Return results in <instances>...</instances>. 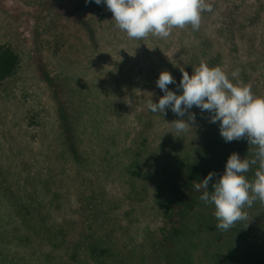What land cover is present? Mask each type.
Returning <instances> with one entry per match:
<instances>
[{"label":"rangeland","instance_id":"374dc122","mask_svg":"<svg viewBox=\"0 0 264 264\" xmlns=\"http://www.w3.org/2000/svg\"><path fill=\"white\" fill-rule=\"evenodd\" d=\"M205 3L215 4L211 12L201 13L205 32L216 42L213 46L217 51L221 49L225 59H232L230 65L223 62L222 69L232 75L235 73L233 80L230 78L232 83L247 85L254 96L264 97L263 54L259 52L257 37L251 36L254 44L246 43L250 31H254L253 36L264 31V0H205ZM79 4L80 0H0V43L14 47L21 56L22 65L18 75L0 92V264H30L29 254L32 256L35 249L36 254L48 251L47 241L41 242L38 249L36 244L47 231L48 224L73 227L68 237L74 241L81 231H89L88 224H80L82 219L78 217L84 199L96 197L95 194L104 195L107 200L124 197L125 173L113 166L104 168L108 162L105 138L111 127L119 126L125 136L121 146L134 143L129 133L134 134L133 126H140L135 113L143 105L137 102L141 100H135L138 109L129 110V107L132 108L131 101L138 97L136 93L150 95L151 91L139 88L133 95H122L126 104L122 111L125 122L117 124L114 108L119 104V93L113 91L112 80L116 78L112 75L113 69L122 67L125 75L121 77L129 76L128 65L135 58L132 74L137 75V66L142 63L148 76H152L151 65L153 69L167 71V65L185 56L193 60L194 32L188 33V42L180 43L174 37L186 26L173 27L167 38L148 34L136 40L115 26L105 5L101 4L103 17L98 21L80 10ZM53 7L60 13L69 10L86 20L93 28V35L64 14L53 24H50L52 20L46 22ZM245 17L248 22H254L248 24ZM12 18L17 19V25ZM229 26L237 33L235 38L244 35L246 38L229 39L232 36L226 30ZM36 58L60 83L61 99L53 97V89L37 75ZM167 88L180 94L179 82ZM60 101L68 107L70 121L73 117L76 156L61 137ZM159 121L157 119L158 133H163L164 128L170 129ZM171 133L170 139L174 141L176 132ZM162 140L158 135L157 143ZM233 141L229 146H218L216 155L209 161L218 165L222 173L228 156L235 152L233 145L247 147L237 153L240 159L254 158L255 146L245 139ZM178 168L172 165L171 177L183 181L185 175L179 173ZM257 170L258 165H253L244 173L249 182L254 180ZM126 203L124 200L123 207ZM244 210L247 219L237 221L241 222V233L264 219V205L258 200ZM157 218L152 217L151 223Z\"/></svg>","mask_w":264,"mask_h":264},{"label":"trees","instance_id":"16d2710c","mask_svg":"<svg viewBox=\"0 0 264 264\" xmlns=\"http://www.w3.org/2000/svg\"><path fill=\"white\" fill-rule=\"evenodd\" d=\"M211 6L214 8L215 4ZM234 7L231 8L232 12ZM53 8H50L53 13L45 18L46 22L52 20L50 24H53L57 17L64 14L82 26L89 35H93V28L86 20L69 10L60 13L57 8ZM78 8L98 21L103 17L101 5L91 2L85 4V0H80ZM244 20L248 24L254 22H248L247 17ZM12 22L18 24L17 19L12 18ZM226 30L232 35L229 38L232 41L246 38L245 35L235 38L238 35L230 26ZM190 32H194L195 41L192 43H196L192 52L193 60L185 56L167 65V71L174 80L180 82L181 70L191 75L201 63L210 68L220 67L228 79H232L231 72L221 67L225 61L230 65L232 59H225L221 49L217 51L213 46L216 42L205 32L204 20L201 19L197 30L194 31L190 25H186L174 37L180 43L188 42ZM253 32H249L246 43L250 41V45L254 44L251 36L257 37L258 46L261 48L259 52L264 58V31L255 36ZM133 60L135 58L129 62L131 66L128 65L129 76L121 77L125 75L122 67L111 72L116 77L112 80L113 91L119 93V104L114 108L117 124L123 125L125 122L122 111L126 104L122 95H133L139 88L151 91L150 95L139 91L140 93H136L138 97L131 101L132 105L130 103L132 108L128 106L129 110L136 111L137 102L143 105L135 113L140 126H133L131 131L134 134L129 133L134 143L121 146L125 136L119 126L111 127L108 137L105 138V156L108 162L104 168L110 169L113 166L125 173L126 177L122 181L127 186L124 197L107 200L104 195L95 194L96 197L84 199L78 217L82 219L80 224H88L89 231H81L80 237L75 241L68 237L71 230H74L73 227L70 229L65 228L64 224H48L47 231L36 244L38 249L41 242L47 241L49 250L36 254L38 252L35 249L32 256L29 254L30 264H264V219L254 227L243 229V233L239 230L241 222L234 223L228 230L217 229L215 225L218 221L212 213L214 206L199 199L203 189L198 191L194 188V184L199 183L209 172L216 174L213 181L221 175L219 166L209 161L216 155L218 146H229L234 141L226 143L219 134L218 122L211 124L208 113H201L196 107V111L192 108L183 117H177L168 109L162 114L151 112L147 108V101L151 99L157 102L160 94H163L155 82L164 69H153L151 65L152 76H148L147 68L140 63L137 66V75H133ZM34 62L37 75L46 81L49 89H53V97L61 99L60 83L48 74L44 64L37 58ZM249 68H252L251 65ZM21 69L20 54L10 44L0 43V92ZM168 112L171 114H167ZM190 114L196 116L192 127L187 132L177 133L171 122L176 119L188 121ZM70 116L68 107L62 102L58 107L61 137L70 152L76 156L74 122L73 117L70 121ZM157 119L163 125H169L170 129L164 128L163 133H158ZM171 131L176 132L174 141L170 139ZM158 135L163 139L161 144L157 143ZM245 148V145H233L235 153H241ZM172 165L180 167L178 172L185 175L183 181L171 177ZM213 181L208 184L209 191L212 190ZM124 200L127 203L123 207ZM152 217L158 218L151 223Z\"/></svg>","mask_w":264,"mask_h":264},{"label":"clouds","instance_id":"9594fccd","mask_svg":"<svg viewBox=\"0 0 264 264\" xmlns=\"http://www.w3.org/2000/svg\"><path fill=\"white\" fill-rule=\"evenodd\" d=\"M90 2L105 5L115 26L136 40L148 34L167 38L173 27L186 25L195 31L200 26L201 13L212 11L205 0H85V4ZM181 72L180 94L167 88L176 83L168 71L159 74L155 83L164 95L157 102L148 100L147 108L161 114L168 109L183 117L195 106L201 113H208L210 123L218 122L219 134L226 143L245 139L255 146L254 158L240 159L233 152L218 178L213 181L216 174L209 172L194 184L196 190L203 189L199 199L214 206L218 221L215 227L228 230L237 221L247 219L245 207L250 208L257 200L264 204V97L254 96L247 85L232 83L220 67L210 68L201 63L191 75ZM195 119V114H190L188 121L176 119L171 124L177 133H183L192 127ZM253 165H258V170L249 182L244 173ZM210 181H213L211 191Z\"/></svg>","mask_w":264,"mask_h":264}]
</instances>
